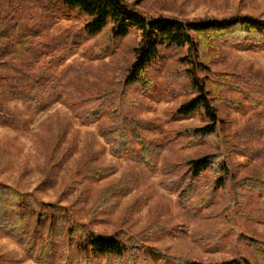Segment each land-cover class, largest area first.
<instances>
[{"label":"rangeland","instance_id":"374dc122","mask_svg":"<svg viewBox=\"0 0 264 264\" xmlns=\"http://www.w3.org/2000/svg\"><path fill=\"white\" fill-rule=\"evenodd\" d=\"M126 1L153 17L193 20L249 14L264 19V0ZM14 8L21 22L34 20L44 25L45 35H85L80 32L83 16L68 11L56 0H21L15 2ZM110 29L108 25L95 37L80 38L78 50L59 67L63 84L72 85L76 92L116 94L141 36L134 29L124 38H114ZM181 53L169 50L158 72L156 92L142 98L143 106L132 107L134 113L155 127L159 137L169 141L155 168L135 152L114 155L112 144L100 132L99 122L80 120L70 101H58L33 112L22 99H12L8 107L16 121L11 126L0 125V183L36 191L46 202L72 205L78 216L93 221L98 231H129L152 261L156 257V263L160 256L154 252L159 251L205 263L241 256L254 264H264V254H255L246 237L264 240V205L258 192L246 188L236 194L229 183L198 215L180 205L176 184L187 170L185 162L213 151L217 144L212 137L200 141L191 135L193 129L204 124V118L178 116L176 108L185 96L173 95L163 85L164 75L175 76L185 67L180 62ZM224 54L213 64L215 71L247 74V70H260L264 74V50L228 47ZM227 95L240 103L220 106L226 125L219 139L227 137L226 133L227 138L235 135L256 118L252 104L240 92ZM68 98L72 101L70 95ZM114 114H104L102 121L111 124ZM241 141L249 147H255V143L264 145L246 131ZM258 150L259 155H231L241 180L263 169L264 147ZM210 179L209 172L201 177V193L203 183ZM0 264L37 263L24 257L22 248L0 231Z\"/></svg>","mask_w":264,"mask_h":264},{"label":"trees","instance_id":"16d2710c","mask_svg":"<svg viewBox=\"0 0 264 264\" xmlns=\"http://www.w3.org/2000/svg\"><path fill=\"white\" fill-rule=\"evenodd\" d=\"M16 1L21 0H0L1 126H11L16 121L8 107L12 99H22L33 112L58 101H70L80 120L99 122L100 132L112 144L114 155L135 152L155 168L169 141L159 137L155 127L134 113L132 107L143 106L142 98L156 92L158 72L167 53L180 50V62L185 67L175 76L164 75L163 85L171 94L185 96L176 108L178 116L204 118V124L193 129L191 135L200 141L212 137L217 143L213 151L185 162L187 170L176 184L181 207L198 215L229 183L236 194L246 188L258 192L264 205V167L241 180L231 159L234 152L259 155L258 149L264 147L258 143L249 147L241 141L246 131L264 143V74L260 70L242 74L213 68L225 56V48L264 50V19L249 14L193 20L153 17L126 0H56L68 11L83 16L80 32L85 35L55 36L45 35L40 22H21L15 13ZM108 25L114 38H124L134 29L140 33V43L133 48L134 60L116 94L76 92L72 85L62 83L59 67L78 50L81 37H95ZM234 91L250 101L256 118L235 135L227 138L226 133L227 137L219 139L226 125L220 106L240 103L227 95ZM113 112L116 115L111 124L102 121L101 116ZM207 172L211 179L203 183L201 193L199 182ZM0 231L22 248L24 257L37 264H254L241 256L205 263L159 251L154 252L160 256L156 263V257L152 261L129 231H98L93 221L82 220L72 205L46 202L36 191H23L6 183H0ZM246 237L255 254H264V240Z\"/></svg>","mask_w":264,"mask_h":264}]
</instances>
